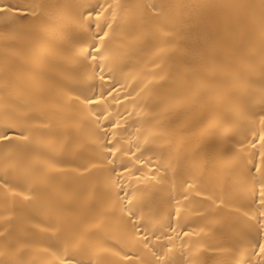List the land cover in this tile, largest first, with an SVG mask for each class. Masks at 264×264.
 <instances>
[{
  "label": "bare ground",
  "instance_id": "bare-ground-1",
  "mask_svg": "<svg viewBox=\"0 0 264 264\" xmlns=\"http://www.w3.org/2000/svg\"><path fill=\"white\" fill-rule=\"evenodd\" d=\"M27 2L35 18L0 15V130L28 136L0 143V264L258 261L264 0H121L130 51L103 80L83 67L78 13L105 0ZM101 112L159 169L131 221Z\"/></svg>",
  "mask_w": 264,
  "mask_h": 264
},
{
  "label": "snow or ice",
  "instance_id": "snow-or-ice-1",
  "mask_svg": "<svg viewBox=\"0 0 264 264\" xmlns=\"http://www.w3.org/2000/svg\"><path fill=\"white\" fill-rule=\"evenodd\" d=\"M0 15L25 20L35 18V5L28 3L27 0H17L16 3H10L9 0H0ZM78 15L81 20L79 30L84 35L80 52L83 67L93 77L103 80L104 76L96 77V72H109L110 74V65L121 62L130 51V46L123 36V32L126 30V16L122 11L121 0H105L103 4L97 2L95 5L86 7V12H79ZM110 92L111 89L108 90V93L97 92L96 94L107 95ZM84 102L85 104L95 103L92 96H86ZM100 116L108 121L107 128L110 129H102V135L106 139L104 147L107 148L104 153V163L110 164L111 171L118 177L117 195L123 196L125 210L129 221H131L133 216L138 215V212L134 209L145 199L150 182L155 183L159 169L149 167L152 164V159L146 158L145 153L150 151V148L143 149L139 140L135 141L134 144L125 143L126 138L119 135L121 132L127 131L126 128L120 126L123 119L122 114L116 113L114 116H109L101 112ZM96 122L99 123V118ZM26 131L17 124L3 125L2 130H0V143L6 145L16 144L17 147L22 149L28 141ZM258 139L264 146V135H260ZM260 155L264 158V153ZM118 168L120 169L119 172L117 171ZM252 171L259 172V168L253 165ZM124 173H127L129 178L127 184L121 182ZM147 173H151V175ZM188 188L191 189L192 185L188 184ZM183 195L187 199L188 192L185 191ZM254 199L258 201L259 208L264 209V182H261L259 194ZM178 213L179 209L177 208L172 215H178ZM250 222L257 233H264V211L258 212L255 217L251 218ZM134 227H138V225H134ZM169 227H171V224H169ZM184 235L187 236L188 233L185 232ZM164 236L171 243L168 234L165 233ZM142 243L147 246L149 241L145 237ZM53 246H57L55 242H53ZM152 255L154 260L151 264H171L169 259L164 258L167 256L164 251H160L159 256L155 252ZM253 255H258L260 259L258 261L249 260L248 264H264V236L256 241ZM73 259L74 257L69 256L66 260L61 261V264H71ZM128 264H131V261H128Z\"/></svg>",
  "mask_w": 264,
  "mask_h": 264
}]
</instances>
